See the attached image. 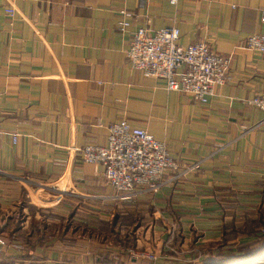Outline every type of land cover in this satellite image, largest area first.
Returning <instances> with one entry per match:
<instances>
[{"label": "crops", "instance_id": "0c3cea01", "mask_svg": "<svg viewBox=\"0 0 264 264\" xmlns=\"http://www.w3.org/2000/svg\"><path fill=\"white\" fill-rule=\"evenodd\" d=\"M262 10L264 0H0V264L264 259V113L248 103L264 95V54L244 47L264 33ZM173 25L180 45L205 41L230 57L231 80L205 105L126 58L135 31ZM121 120L179 167H199L113 201L102 166L79 150L104 146Z\"/></svg>", "mask_w": 264, "mask_h": 264}, {"label": "built area", "instance_id": "2783aa9c", "mask_svg": "<svg viewBox=\"0 0 264 264\" xmlns=\"http://www.w3.org/2000/svg\"><path fill=\"white\" fill-rule=\"evenodd\" d=\"M176 2L170 0L172 5ZM14 13V10L6 9L8 16L13 17ZM119 15V29L126 32L131 25L127 19L130 14L122 10ZM260 22L264 24V10ZM179 35V29L174 25L155 31L140 28L131 36L126 58L131 68L143 76L164 79L167 91L189 95L205 105L215 88L231 80L230 57L216 53L205 41L182 46L178 43ZM244 47L263 55L264 33L249 36ZM248 103L264 112V96H257ZM16 140L17 135L13 134L14 144ZM79 152L85 163L102 166L104 179L112 190L110 199L118 202H133L140 196L155 194L162 186L199 167L198 163L179 167L164 143L126 120L108 128L104 146H85ZM6 245V240L0 237V251ZM149 257L155 258L154 255Z\"/></svg>", "mask_w": 264, "mask_h": 264}, {"label": "rangeland", "instance_id": "374dc122", "mask_svg": "<svg viewBox=\"0 0 264 264\" xmlns=\"http://www.w3.org/2000/svg\"><path fill=\"white\" fill-rule=\"evenodd\" d=\"M258 96H264V95H258ZM255 97H257V96H255ZM255 97H253V98H255ZM253 98H252V99H253ZM252 99H251V100H252ZM202 105H203V104H202ZM249 105H250V104H249ZM254 108H255V107H254ZM256 109H257V108H256ZM259 111H260V110H259ZM262 112H263V111H262ZM263 113H264V112H263ZM196 164H197V163H196ZM198 165H199V162H198ZM184 167H187V166H184ZM262 230H264V228L261 229V232H262ZM262 233H264V232H262ZM143 252H144V251H140V254H139V255H142V256H143V255H144ZM149 255H154V256H155L154 253L146 254L147 257H149ZM149 258H150V257H149ZM259 258H262V257H259ZM150 259L155 260V259H156V256H155V258H150ZM220 259H221V258H220ZM224 264H226V263H224ZM250 264H264V259H260V260H259V259L257 258L256 261H254V262L252 261V262H250Z\"/></svg>", "mask_w": 264, "mask_h": 264}, {"label": "trees", "instance_id": "16d2710c", "mask_svg": "<svg viewBox=\"0 0 264 264\" xmlns=\"http://www.w3.org/2000/svg\"><path fill=\"white\" fill-rule=\"evenodd\" d=\"M262 228H264V224H263L260 228H258V232H260L261 235L263 236L264 233L261 232V229H262ZM257 253L259 254V251H257ZM260 253H261V252H260ZM258 254H255V255H258ZM260 255H262L263 258H264V247H263V251H262V253H261ZM260 255H259V256H260ZM220 264H223V263H220Z\"/></svg>", "mask_w": 264, "mask_h": 264}]
</instances>
